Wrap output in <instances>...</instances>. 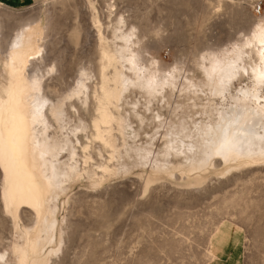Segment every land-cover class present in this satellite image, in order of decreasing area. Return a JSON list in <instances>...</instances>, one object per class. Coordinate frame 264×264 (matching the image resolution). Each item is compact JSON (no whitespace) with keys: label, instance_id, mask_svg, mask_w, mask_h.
<instances>
[{"label":"rangeland","instance_id":"rangeland-1","mask_svg":"<svg viewBox=\"0 0 264 264\" xmlns=\"http://www.w3.org/2000/svg\"><path fill=\"white\" fill-rule=\"evenodd\" d=\"M257 4L259 14L254 11ZM257 22L264 23V0H0V252L8 263L14 264L11 252L22 242L20 232L34 229L35 217L25 202L14 217L7 215L2 198V186H12L21 171L3 139L8 126L3 64L15 35L31 24L40 26L41 52L33 62L50 101L63 100L81 70L89 74L87 104L65 101L66 128L60 133L51 123L49 129V135L63 137L71 126L86 127L77 130V141L71 137L82 176L66 183L64 194L57 196V236L50 247L56 244V251L47 264H264V165L210 171L199 185L191 181L193 175L179 173L144 182L147 168L126 155L129 146L145 147L152 136L153 148L161 149L167 123L189 121L187 116L199 111V101L194 109L191 96L179 93L183 78L202 82L196 61L211 51L230 49ZM131 30L137 38L133 48L144 64L154 63L161 73L176 67L180 89L153 100L148 113L144 93H126L125 103H142L137 112L144 120L139 123L130 107L119 104L120 114L130 123L127 132L137 137L134 142L126 138L124 145L113 127L112 140L120 153L116 160L111 148L96 138L93 122L103 110L115 111L116 103L105 96L116 70L112 57L121 45L118 36ZM246 79L240 78L234 87L243 86ZM156 114L166 120L164 127L153 122ZM66 155L62 150L58 159L66 161ZM104 165L107 174L101 170Z\"/></svg>","mask_w":264,"mask_h":264},{"label":"bare ground","instance_id":"bare-ground-1","mask_svg":"<svg viewBox=\"0 0 264 264\" xmlns=\"http://www.w3.org/2000/svg\"><path fill=\"white\" fill-rule=\"evenodd\" d=\"M39 27L31 24L22 27L7 48L3 64L7 85L3 103L8 116L3 139L21 171L12 186H2V198L7 215L14 217L18 205L25 202L35 217L34 229L20 232L22 242L11 252L14 264H47L56 251V244L54 249L50 248L58 228L56 199L59 193L64 194L66 183L74 182L80 176L71 137L77 141V130L86 129L85 126H71L69 134L63 137L54 133L56 128L60 133L66 128L65 101L75 99L81 106L87 104L89 74L85 69L81 70L65 98L58 102L50 101L44 95L42 77L34 69L33 56L41 52ZM133 37L137 39L132 30L122 32L118 36L121 45L112 57L116 70L110 79L113 86L107 89L105 96L116 103L115 111L103 110L99 119L93 122L96 138L111 148L113 159L120 158L112 140L113 127L123 136L124 145L127 139L134 142L137 137L127 132L130 129L128 117L120 114L119 104L125 103L126 93L132 89L144 93L143 109L148 113L153 100H162L167 90L176 91L179 85V70L176 67L161 73L154 63L144 64L140 51L133 48L137 41L134 42ZM195 66L204 80L195 83L191 78L184 77L179 93L191 96L193 108L199 101V111L191 117L187 116L189 121L181 119L177 123H167V129L160 136L161 149L153 148L156 137L152 136L147 146L135 143L126 151V155L130 153L133 156L135 165L147 168L144 182L153 181L161 175L173 177L179 173L187 177L193 175L191 181L199 185L210 171L221 168V173H229L244 166L264 165V23L257 22L252 32L231 45L230 49L219 53L211 51L201 56ZM244 76L246 84L234 87V83ZM141 104L125 103L139 123L144 120L143 115L137 112ZM152 120L158 128L166 124L159 114ZM51 123L55 124L53 135H49ZM87 148L85 145L82 150ZM62 150H67L66 161L58 159ZM107 167L104 165L101 168L106 174L109 171ZM87 174L91 179V173ZM96 179L93 178L94 181ZM93 184L98 185L97 181ZM0 264H9L5 253L0 252Z\"/></svg>","mask_w":264,"mask_h":264},{"label":"built area","instance_id":"built-area-1","mask_svg":"<svg viewBox=\"0 0 264 264\" xmlns=\"http://www.w3.org/2000/svg\"><path fill=\"white\" fill-rule=\"evenodd\" d=\"M257 14H259L260 13V11H261V6H260V4H257L256 6H255V10H254Z\"/></svg>","mask_w":264,"mask_h":264},{"label":"crops","instance_id":"crops-1","mask_svg":"<svg viewBox=\"0 0 264 264\" xmlns=\"http://www.w3.org/2000/svg\"><path fill=\"white\" fill-rule=\"evenodd\" d=\"M1 1H4V2L6 1V2L9 3L10 1H13V0H1ZM16 1H17V2H20V1H24V0H16Z\"/></svg>","mask_w":264,"mask_h":264}]
</instances>
